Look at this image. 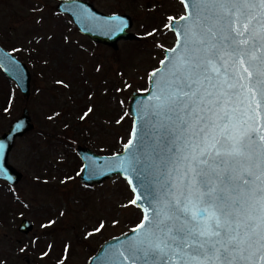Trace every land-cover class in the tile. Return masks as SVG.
Here are the masks:
<instances>
[{"label":"snow or ice","instance_id":"snow-or-ice-1","mask_svg":"<svg viewBox=\"0 0 264 264\" xmlns=\"http://www.w3.org/2000/svg\"><path fill=\"white\" fill-rule=\"evenodd\" d=\"M182 2L119 158L145 215L106 264H264V0Z\"/></svg>","mask_w":264,"mask_h":264},{"label":"rangeland","instance_id":"rangeland-1","mask_svg":"<svg viewBox=\"0 0 264 264\" xmlns=\"http://www.w3.org/2000/svg\"><path fill=\"white\" fill-rule=\"evenodd\" d=\"M88 1L128 14L129 38L116 46L92 41L56 10L58 0H0V45L30 73L26 97L0 69V133L24 105L34 123L8 153L20 179L12 185L0 179V264H87L103 240L141 219L124 177L79 180L76 147L122 149L132 121L129 94L146 89L175 40L168 17L184 7L180 0ZM23 217L33 224L27 232L17 228Z\"/></svg>","mask_w":264,"mask_h":264},{"label":"water","instance_id":"water-1","mask_svg":"<svg viewBox=\"0 0 264 264\" xmlns=\"http://www.w3.org/2000/svg\"><path fill=\"white\" fill-rule=\"evenodd\" d=\"M180 1L182 2V0ZM182 5L184 7V13L178 17H173L174 21L168 22V25H172L173 23L176 25V29L170 28L175 35L173 45L163 49V57L148 75L146 89L132 90L129 94L127 108L128 113L132 116L129 139L132 138L133 132L139 122L140 102H146L150 98V93L152 91L151 74L153 72L163 71L164 64L161 62L167 60L171 55L170 50L176 47L180 39L177 36V29L184 22L179 18L186 16L190 11V9L185 8L183 2ZM56 10L66 14L77 30L88 36L92 41L116 46L118 39H126L130 36L128 28L131 26L132 20L126 13H108L101 11L88 0H58ZM0 69L17 85L21 93L27 97L29 94V70L25 62L19 59L12 51L5 49L2 45H0ZM18 125L20 126L19 128L17 127ZM33 127L34 123L31 120L28 108L24 105L19 115L13 118L7 128L0 133V145L3 146L2 151H0V167L6 171V175L0 173V179L6 181L10 185L16 183L20 179L21 172L8 162L9 150L17 136L23 135ZM129 139L123 144L120 151L113 153H98L89 146L77 145L76 152L82 161L78 174L79 180L90 185L101 182L103 179L111 177L114 174H119L125 178L133 193L132 201L135 200L141 191V189L137 187L141 181L135 176L120 170L119 167V158L125 156L126 152L124 145L128 143ZM134 205H136L142 213L140 221L129 230L103 240L96 251L90 255L87 264H106L109 254L115 252L114 246L119 245L120 241L133 235L131 230L142 221L145 215L144 209L147 207L144 200H138ZM32 225V221L29 218L23 217L19 221L17 228L22 232H27L32 228Z\"/></svg>","mask_w":264,"mask_h":264}]
</instances>
